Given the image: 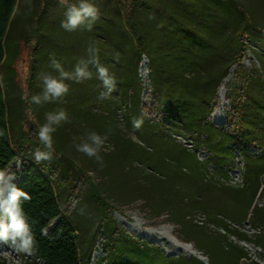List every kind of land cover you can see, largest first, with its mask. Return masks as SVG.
Instances as JSON below:
<instances>
[{"label": "rangeland", "instance_id": "obj_1", "mask_svg": "<svg viewBox=\"0 0 264 264\" xmlns=\"http://www.w3.org/2000/svg\"><path fill=\"white\" fill-rule=\"evenodd\" d=\"M125 1L90 0L99 9V18L90 31L82 26L73 32L61 27L65 9L59 0H50L47 6L41 4L40 16L31 20L38 31L23 30L21 33L17 28L4 43L7 63L15 72V84L24 90L30 86L33 95L38 94L42 91L38 76L50 70V57L54 56L66 69H71L80 60L87 59L89 46L97 48L100 63L116 77V90L109 98L99 99L103 89L96 79L95 68L90 66L92 79L79 84L69 81L67 96L52 104L34 105L40 109L42 122L46 112L62 108L69 113L70 122L62 124L53 134V144L70 149L73 157L87 164L93 159L76 151L74 144L89 130L109 134L101 153L106 166L102 173H90L89 176L94 184L108 192L105 196L114 222L131 236L157 246L164 257L197 259L202 264H209L207 249L196 244L195 231L166 223L165 218L157 220L137 196L128 197L135 188L132 176L125 171L129 165L149 172L148 177L156 185L151 190L152 201L159 203L160 194L163 193L164 197L174 184L180 189L175 199L183 192L185 197L192 195L207 205L190 213L188 220L192 228L198 227L203 234L215 236L218 232L225 233L219 225L226 226L231 234L237 235L229 237L228 242L237 243L247 257L240 264H264V248L256 245V235L261 228H252L249 220L253 206L264 205V170H259L260 189L255 196L245 195L246 190H243L244 155L258 157L259 151L249 145L243 151L239 147L231 150L229 157L210 154L205 131L187 128L180 117L172 114L169 118L165 114L168 111L165 108H173L185 121L191 122L200 117L206 101L204 114L209 116L207 122L223 129L231 109L228 98H236L248 87L237 72L246 76L258 74V79L252 77L242 97V115L258 129L257 134L264 135V0H234L235 4L225 0V3L213 0H133L134 19L148 55L142 54L139 59L133 33L120 9ZM22 4L25 7L24 0ZM244 23L251 25L250 33L240 30ZM42 34L46 36L44 47L42 52L31 54L35 57L36 67L32 71L33 80L25 87L29 49H33ZM241 35L249 50L239 69L237 38ZM142 57L146 61L145 74L140 72ZM226 78L224 92L220 94L219 86ZM155 94L165 108L157 101L150 105L146 100L147 96L155 99ZM139 117L143 118V124L135 130L132 120ZM28 118L31 121L38 119L34 115ZM181 152L187 156L182 157ZM14 164L21 166L19 160ZM95 207V200L86 195L76 219L85 217L91 220L90 226L94 228L97 224L93 215ZM209 210L217 215L218 222L208 216ZM246 213L248 216L244 221ZM125 224L150 240L130 232ZM119 240L118 247L124 260L148 264L149 250L145 252L127 239ZM176 240L184 247L179 248ZM99 244L97 238L92 264L103 256ZM186 245H192L200 258L192 255ZM0 260L7 264H43L28 254L17 255L7 245H0ZM215 264L229 262L216 258Z\"/></svg>", "mask_w": 264, "mask_h": 264}, {"label": "trees", "instance_id": "obj_2", "mask_svg": "<svg viewBox=\"0 0 264 264\" xmlns=\"http://www.w3.org/2000/svg\"><path fill=\"white\" fill-rule=\"evenodd\" d=\"M49 1L31 0V9L29 10L23 6V0H0V77H3L5 84V87L0 89V130L4 132V135L0 136V169L11 171L16 176L17 186L31 196L30 200L23 202L25 215L36 241L32 254L28 256L43 264H92V255L96 249L97 238H99V247L103 256L96 261V264H139L133 263L129 259H123L118 246L119 239L124 238L131 243L138 244L145 252L149 250L148 264H202L197 259L186 260L181 257L168 259L159 252L157 246L144 243L117 225L110 215V204L106 201L105 194L108 192L103 191L100 185L94 184L93 179L89 176L90 173H102V169L94 159L88 161L87 164H82L78 158L70 154V149L58 148L53 144L54 153L51 161H43L40 164L34 162L32 153L37 148L43 149L36 134L39 125L43 122L39 119L38 111L40 109L30 105L24 97L33 95L30 86L27 87L31 83L30 80H33L32 71L36 67L35 57L31 54H34L35 51L42 52L43 39L46 36L42 34L40 39L38 37L33 49H29L30 59L25 86L28 89L26 90L15 84V72L7 63L8 57L3 59L4 54H7L3 47L9 35L17 28L21 33L23 30H31L36 33L38 27H34L31 20H36L40 16L41 4L47 6ZM217 1L236 3L234 0H213V2ZM120 9L133 33L136 56L139 59L142 54L147 55V53L145 51L146 44L142 41V34L139 33L134 19L133 0H126L121 4ZM241 11L244 16L245 12L242 8ZM249 26H251L249 23H244L240 30L250 33ZM86 41L88 42L87 38ZM237 45L239 53L236 58L240 69L243 57L249 50V45L244 43L242 35L237 38ZM5 69L7 70L4 71ZM237 73L241 79H245V84L248 87L240 91L236 98H228L231 109L227 114L226 127L223 129L211 126L207 122L209 116L204 114L206 101L200 117L187 122L178 111L173 108H165L156 94V100L151 96H147L146 100L150 105L156 101L160 103L159 105L168 109L165 112L167 117L172 118V114L180 117L185 127L196 131H205L208 136L206 145L210 154L229 157L231 150L239 147V150L243 151L244 148L253 145L254 149L259 151V155L258 157L244 155L243 174L245 195L249 194L253 197L260 189L258 185L259 170H264V135L257 134L258 129L243 117L242 97L248 90V84L252 77L257 76L258 79V74L249 73L246 76L243 72ZM30 115H34L38 119L31 121L28 118ZM72 128L75 126L73 125ZM180 155L187 156L183 152ZM17 160L21 164L20 167H16L14 164ZM155 167L158 168V164ZM125 171L132 176L135 186L128 197L137 196V200L145 204L147 212L157 220L165 218L166 223L180 225L183 229L195 231L196 244L207 249L209 264H215L216 258L229 262V264H240L242 259H247L237 243L228 242L229 237L237 235L231 234L226 226L219 225L218 227L225 233L218 232L215 236H207L198 227V229L191 227L190 220H188L190 213L193 210L207 207L206 203H201L192 195L187 198L183 192H181V196H178V199H175L177 190L180 189L176 188L174 184V189L168 190V194L164 193L166 200H163V193L160 192L161 200L156 203L151 200V190H154L156 185L148 177L149 172L133 168L131 165L127 166ZM145 173L146 175H143ZM200 184H202L201 181ZM86 195L94 199L96 203L93 215L97 219V224L94 228L90 226L91 220L89 221L85 217L76 219L82 210L83 197ZM207 213L208 216L211 215L209 217L218 222L219 219L214 212L209 210ZM247 216L246 213L244 221ZM249 220L252 228L257 229L260 226V233L256 235V245L264 248V205L260 207L254 205ZM238 240L244 241L242 238H238ZM0 264L7 263L0 260Z\"/></svg>", "mask_w": 264, "mask_h": 264}, {"label": "clouds", "instance_id": "obj_3", "mask_svg": "<svg viewBox=\"0 0 264 264\" xmlns=\"http://www.w3.org/2000/svg\"><path fill=\"white\" fill-rule=\"evenodd\" d=\"M64 7V19L61 27L67 32L76 31L82 26L89 31L93 23L99 18V9L90 0H59ZM24 5L31 9V0H24ZM99 50L93 46L87 49V59L80 60L71 69L65 66L54 56L50 57L49 71L41 72L38 79L41 81L42 91L38 94L24 97L30 105L42 106L52 104L67 96L70 91L69 81L79 84L93 77L90 66L95 68L96 79L101 82L102 91L99 99L109 98L116 90L117 80L108 67L100 63ZM5 87L3 77H0V88ZM69 113L65 109H57L45 113V119L37 129V137L43 149L37 148L32 157L36 164L51 161L53 158V134L64 123H69ZM143 118H133L132 127L139 130ZM4 135L0 130V136ZM109 140V134H101L89 130L86 135L74 144L76 151L94 159L103 169L104 157L101 154ZM16 176L9 170L0 169V245H7L17 255L32 254L36 241L32 228L26 218L23 202L31 199L28 192L15 183Z\"/></svg>", "mask_w": 264, "mask_h": 264}, {"label": "bare ground", "instance_id": "obj_4", "mask_svg": "<svg viewBox=\"0 0 264 264\" xmlns=\"http://www.w3.org/2000/svg\"><path fill=\"white\" fill-rule=\"evenodd\" d=\"M140 72L143 73V74H145V72H146V61H145V58L144 57H142V59H141ZM226 81H227V78L224 79L223 82H222V84L219 86L220 87L219 88V93L220 94H222L224 92V88L225 87L223 86V83L226 82ZM125 226L129 229L130 232H132V233H134V234H136L138 236L145 237L144 235L140 234L139 232H136L135 230L130 229L127 224H125ZM145 238L148 239V240H150L149 237H145ZM175 244L178 245L179 248L180 247H184V244L178 242L177 240H176ZM186 247H188V249L191 250V254L192 255H195V256H197V257L200 258V256L193 250L192 245H190V246L189 245H186Z\"/></svg>", "mask_w": 264, "mask_h": 264}, {"label": "crops", "instance_id": "obj_5", "mask_svg": "<svg viewBox=\"0 0 264 264\" xmlns=\"http://www.w3.org/2000/svg\"><path fill=\"white\" fill-rule=\"evenodd\" d=\"M8 57V55L7 54H4V57H3V59H5V58H7ZM1 89V88H0Z\"/></svg>", "mask_w": 264, "mask_h": 264}]
</instances>
